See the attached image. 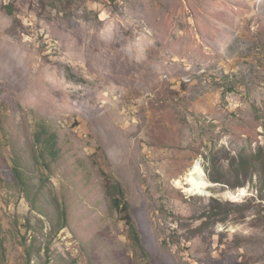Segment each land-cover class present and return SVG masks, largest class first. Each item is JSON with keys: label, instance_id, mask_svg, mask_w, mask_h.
Here are the masks:
<instances>
[{"label": "rangeland", "instance_id": "1", "mask_svg": "<svg viewBox=\"0 0 264 264\" xmlns=\"http://www.w3.org/2000/svg\"><path fill=\"white\" fill-rule=\"evenodd\" d=\"M0 264H264V0H0Z\"/></svg>", "mask_w": 264, "mask_h": 264}, {"label": "bare ground", "instance_id": "2", "mask_svg": "<svg viewBox=\"0 0 264 264\" xmlns=\"http://www.w3.org/2000/svg\"><path fill=\"white\" fill-rule=\"evenodd\" d=\"M190 175H193V177H191V179H190V181H191L190 183H192V188H190V190H189L192 193L196 189H202V188L207 186L208 183L205 182L206 180L205 181L203 180V178H205V175L203 174V170L199 166V163L195 167H193ZM187 180H189V179H187Z\"/></svg>", "mask_w": 264, "mask_h": 264}, {"label": "trees", "instance_id": "3", "mask_svg": "<svg viewBox=\"0 0 264 264\" xmlns=\"http://www.w3.org/2000/svg\"><path fill=\"white\" fill-rule=\"evenodd\" d=\"M114 202L117 203L116 206H120V203H119V201H118L117 198H116V200H115ZM126 208H127V205H126ZM124 210H126V209H124ZM128 225H129V224H128ZM129 226H130V225H129ZM130 230H131V232H133V234L135 235V238L137 239L138 236H137L135 230H134L132 227H130ZM137 240H138V239H137Z\"/></svg>", "mask_w": 264, "mask_h": 264}]
</instances>
